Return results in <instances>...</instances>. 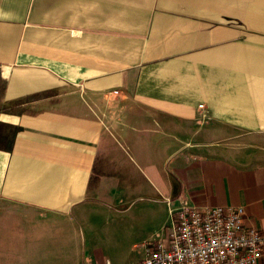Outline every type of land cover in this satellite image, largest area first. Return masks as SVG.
<instances>
[{
	"label": "crops",
	"instance_id": "crops-1",
	"mask_svg": "<svg viewBox=\"0 0 264 264\" xmlns=\"http://www.w3.org/2000/svg\"><path fill=\"white\" fill-rule=\"evenodd\" d=\"M134 173L156 240L186 205L264 234V0H0V264H113L97 204Z\"/></svg>",
	"mask_w": 264,
	"mask_h": 264
},
{
	"label": "built area",
	"instance_id": "built-area-1",
	"mask_svg": "<svg viewBox=\"0 0 264 264\" xmlns=\"http://www.w3.org/2000/svg\"><path fill=\"white\" fill-rule=\"evenodd\" d=\"M263 251L264 234L245 224L243 208L186 205L174 211L169 236L146 245L139 264H258Z\"/></svg>",
	"mask_w": 264,
	"mask_h": 264
},
{
	"label": "rangeland",
	"instance_id": "rangeland-1",
	"mask_svg": "<svg viewBox=\"0 0 264 264\" xmlns=\"http://www.w3.org/2000/svg\"><path fill=\"white\" fill-rule=\"evenodd\" d=\"M114 184L116 192L104 195L105 204L96 203L98 207H101L102 213H98L100 223L93 233L99 236L98 240L113 260V264H131L145 253V242H148L147 244L155 242L156 235L165 236L170 226L164 223L159 224L160 212L157 214L155 212V216L146 212L148 206L152 211H156L161 204L155 203L152 196L148 195L152 192L147 190L144 192L143 189L140 191L139 186L143 187L146 184L142 176L137 174L126 176V179L122 178ZM86 223L82 221L83 227L81 228V225L76 227V235L80 241L89 237L87 227L90 224ZM30 227L24 226L22 229L16 225L12 227L13 229H9V236L16 245V249L21 248L22 240L26 241L33 236Z\"/></svg>",
	"mask_w": 264,
	"mask_h": 264
}]
</instances>
